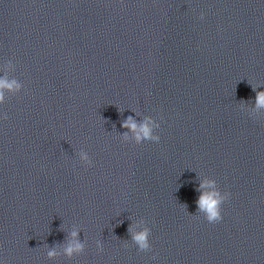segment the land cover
Segmentation results:
<instances>
[{"label":"clouds","instance_id":"1","mask_svg":"<svg viewBox=\"0 0 264 264\" xmlns=\"http://www.w3.org/2000/svg\"><path fill=\"white\" fill-rule=\"evenodd\" d=\"M20 86L17 84L15 80L9 81L8 79H0V102L3 101L4 95L3 90H14L18 89ZM256 107L261 108L264 107V91L257 92L256 94ZM4 119H7V115L3 117ZM159 126V125H158ZM123 127L130 128L135 134H136V140L137 142H142L144 140H155L159 142L160 137L159 136H153V128L151 126L150 120L146 119L143 123L140 125H137V123L132 119V117H129L124 123ZM83 159H87L86 154H82ZM214 186L213 181H207L205 183L201 184V188H204L206 186ZM229 197L228 193H225L224 195H221L218 191H210V192H203L199 199L197 200V205L199 211L205 213V218L210 223H216L219 222L222 219L221 215V205L222 203L227 200ZM71 236L73 237V240L69 243V245L65 248V253L68 256H71L74 252H80L83 250V245L76 240L77 233L74 231L71 233ZM149 237V230L145 229L141 232H137L133 234V240L137 244L139 250H147L150 245L148 241ZM49 257L55 256V250H51L48 253Z\"/></svg>","mask_w":264,"mask_h":264}]
</instances>
